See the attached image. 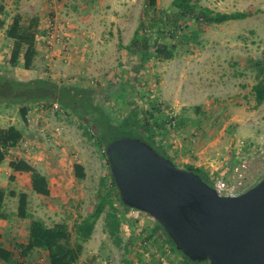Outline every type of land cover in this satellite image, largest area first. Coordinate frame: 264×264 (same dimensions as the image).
<instances>
[{"label":"rangeland","instance_id":"obj_1","mask_svg":"<svg viewBox=\"0 0 264 264\" xmlns=\"http://www.w3.org/2000/svg\"><path fill=\"white\" fill-rule=\"evenodd\" d=\"M77 1L62 4L58 0L64 6L61 19L76 18ZM96 1L100 5L81 28L90 37L76 44L65 34L61 19L46 18L48 29L51 22L57 24L67 41L47 39L48 44H43L40 40L30 70L23 68L21 58L17 66L9 64L12 41L5 31L12 11H4L0 15V76L20 83L48 81L57 89L87 88L92 104H102L117 123L137 112L162 147L176 148L181 157L173 160L179 168L186 167L184 160L192 155V164L199 165L212 183L223 179L238 194L257 184L264 177V102L255 106L253 87L262 80L257 62L264 59V0H196L215 12L247 13L244 20L201 26L197 34L191 18L177 20L173 0H155L147 17L143 14L149 0ZM151 19L159 28L150 31ZM143 20L148 30L144 37L151 35V46L154 42L176 46L172 60L154 59L153 47L142 57L125 49ZM74 46H78L75 61L74 56L68 59ZM22 107L28 110L26 123L19 114ZM168 118L175 120L174 127L158 126ZM86 119L92 120V115ZM10 126L21 131L22 140L0 165L4 209L10 214L7 220L0 219V245L13 251L19 264H47V256L34 250L20 260L16 245L22 244L30 220L16 216L18 197H10L9 191L26 192L28 212L47 226L66 224L73 241L75 226L100 206L94 220L95 246L88 251L83 247L75 264H187L181 256L183 263L171 255L152 253L166 240L161 232L160 238H150L157 223L150 216L120 205L104 147L89 121L52 101L0 102V128ZM30 153L41 158L36 166L47 178L48 197L29 191L27 175L5 170L7 161L32 162ZM75 164L82 166L83 179L76 176Z\"/></svg>","mask_w":264,"mask_h":264},{"label":"trees","instance_id":"obj_2","mask_svg":"<svg viewBox=\"0 0 264 264\" xmlns=\"http://www.w3.org/2000/svg\"><path fill=\"white\" fill-rule=\"evenodd\" d=\"M172 8L175 9V17L177 20L191 18L195 22L193 32L197 34L198 28L204 25H219L229 21H240L247 18L245 12L223 13L215 12L208 7L199 5L196 0H173ZM155 7V0H149V6L144 12V17H147L148 11ZM4 13V6L0 4V15ZM148 25L150 31L156 27V22L151 19ZM146 23L140 22L136 28L130 45L125 49L132 53L149 55L150 47L154 48L151 52L152 57L158 61L172 60L175 56L176 46H165L153 43L150 44L151 35L145 38L147 33ZM178 28V27H177ZM176 28V29H177ZM157 29V28H156ZM6 36L12 41L9 64L15 67L19 64V59L23 61V68L30 70L37 56L36 36L38 32V18L36 16L24 17L16 13L11 20V24L6 29ZM196 34H192L194 37ZM257 66L262 73V80L253 87L255 94V106H259L264 102V59L257 62ZM90 90L81 88L76 91L68 87L57 89V86L51 82L38 80L28 83H20L5 76H0V102L17 104L23 102H39L52 101L59 104L61 107L72 111L76 117L83 121H89L92 129L97 135L98 141L106 146L112 141L121 137L139 138L149 144L158 154L172 159L166 154V149L162 147V143L155 139V134L151 131L144 121L142 122L137 112L128 114L122 122L117 123L112 120L109 113L104 109L102 104L93 105L89 95ZM27 108L19 109V114L22 121H27ZM153 111L158 109L153 108ZM87 115H92V120L86 119ZM147 121V120H146ZM175 121L173 118H168L161 122L162 129L166 124H171ZM175 124V123H174ZM170 125V127H174ZM22 140V133L14 126L0 128V165L6 160L8 152L15 148ZM173 162V161H172ZM174 163V162H173ZM9 167L15 173L25 174L29 178L30 188L38 196L48 197L50 189L47 179L35 167L23 159H15L9 162ZM198 174L204 182L212 186L207 174L200 168L187 167ZM74 170L79 179H83L84 173L82 166L75 164ZM113 180V178H112ZM10 197H18V205L16 216L20 219H29L28 238L24 244H17L19 250V258L24 261L25 258L34 250H40L46 253L47 264H75L80 258L83 251V244L86 243L94 230L95 218L100 212V206L95 209L94 214L90 218L83 219L75 226V238L72 240V234L68 226L64 223H58L52 226H46L40 219L34 218L28 212L27 194H15L14 191L7 192ZM6 196L5 190L0 187V219L7 220L10 216L4 209V199ZM123 209H129L121 201H119ZM161 232L166 240L165 243L171 251L178 252L182 259L187 264H207L205 262H191L179 251H176L175 246L161 226L156 223L155 229L152 231L150 238L158 236ZM0 261L5 264H19L14 252L0 245Z\"/></svg>","mask_w":264,"mask_h":264},{"label":"water","instance_id":"obj_3","mask_svg":"<svg viewBox=\"0 0 264 264\" xmlns=\"http://www.w3.org/2000/svg\"><path fill=\"white\" fill-rule=\"evenodd\" d=\"M105 154L121 202L155 220L191 262L264 264V177L224 196L139 138L116 139Z\"/></svg>","mask_w":264,"mask_h":264},{"label":"crops","instance_id":"obj_4","mask_svg":"<svg viewBox=\"0 0 264 264\" xmlns=\"http://www.w3.org/2000/svg\"><path fill=\"white\" fill-rule=\"evenodd\" d=\"M69 1L70 0H61L62 4L68 3ZM57 2H58V0H4V3L2 2V5L4 6V11H10V12L12 11V13L10 14L11 17H13L16 13H19L21 15H26V14L33 15V16H36L38 18V33L36 36V50H37L38 54H39V51L41 48L38 46V45H40V42L42 41L41 43L48 44V42L46 40V33L48 30L49 22H47L48 20L46 18L51 17V19L53 21H57V20L61 19L60 13L62 12L64 6H60L59 3L57 4ZM77 2L80 5V6H76V8H74L75 9L74 13L76 14L77 19L74 17H73L74 19L73 18H65V20L61 19V21L65 24L64 26L66 27L65 34L68 37H70L72 43H75V44L80 42V40L83 37H90V35H87L86 32L81 30V28L83 27L82 23H85L84 21H86V20H90L93 17V13L95 11V6L100 5L98 3V1H96V0H78ZM6 3H7V5H6ZM52 4H53V6H52ZM47 13H51V14L47 15ZM85 18H90V19H85ZM88 30H89V28H88ZM72 49L73 50L71 52V55L68 57V59L69 60H70V58L73 59V56H74L73 61H75L76 54H78L77 53L78 52V46L77 47L74 46ZM41 51H42V49H41ZM76 73H79V72H76ZM175 149L176 148H173V149L169 148V150H166V154L172 159L173 162H174L173 158L181 157L180 154L178 152H176ZM30 155H31V157H33L32 162H29L28 160H25V159L24 160L26 162H28L29 164H32V166L35 167L40 172V170L38 169V166H36V164L41 159L40 156L36 153H30ZM184 161L187 163V166L183 167L184 169H186L187 167L200 168L199 165L192 164V155L189 156V158L185 159ZM4 164L6 166H8L7 169H5V170H7V172L9 174H13V175H19L20 174V173L13 172V170L9 167V161H7ZM41 174L44 175L43 173H41ZM3 182H6V181H3ZM27 183H28L29 191L32 192V190L30 188L29 178H28ZM39 197H43V196H39ZM34 218L40 219L46 225L44 220H42L41 218H37V217H34ZM23 220H25V219H23ZM29 223H30V221H29ZM29 223L26 226V233L20 239L22 244L27 242ZM160 237L159 236L153 237L152 240H156L155 238H160ZM95 243H96V234H95V229H94L90 239L86 243H84V246H83L84 251H88V249L95 246ZM161 243H162V245L161 244L159 245V251L152 252V253H154L155 257H159V256L162 257L163 255L168 257L171 255L173 257V259L176 258V261L181 262V257H180V254H178V252L171 251V249L169 248V246L166 243L165 244L163 242H161ZM181 263H183V261Z\"/></svg>","mask_w":264,"mask_h":264},{"label":"built area","instance_id":"obj_5","mask_svg":"<svg viewBox=\"0 0 264 264\" xmlns=\"http://www.w3.org/2000/svg\"><path fill=\"white\" fill-rule=\"evenodd\" d=\"M62 30H60L59 26L57 24H50L49 29L47 30L46 34V40L52 41V42H61L62 44H66L67 38L64 36H60V33ZM175 121H172L171 124H167L168 126L173 125ZM212 187L216 189L217 193L219 195L224 196H233L237 195L238 193L235 192V188L233 186H230L226 181L223 179H216L212 183ZM240 194V193H239Z\"/></svg>","mask_w":264,"mask_h":264}]
</instances>
